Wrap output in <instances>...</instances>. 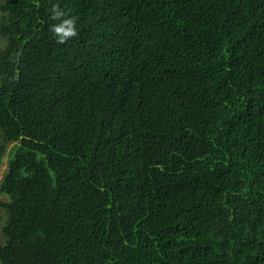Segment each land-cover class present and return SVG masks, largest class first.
<instances>
[{
    "label": "trees",
    "instance_id": "16d2710c",
    "mask_svg": "<svg viewBox=\"0 0 264 264\" xmlns=\"http://www.w3.org/2000/svg\"><path fill=\"white\" fill-rule=\"evenodd\" d=\"M11 145L0 264H264V0H0Z\"/></svg>",
    "mask_w": 264,
    "mask_h": 264
},
{
    "label": "rangeland",
    "instance_id": "374dc122",
    "mask_svg": "<svg viewBox=\"0 0 264 264\" xmlns=\"http://www.w3.org/2000/svg\"><path fill=\"white\" fill-rule=\"evenodd\" d=\"M13 145H11L8 149V153L6 154V156L4 157L2 163L0 164V185L4 179V176H5V173L7 171V164H8V160H9V152L11 151ZM8 199L4 196H2L0 194V201L1 202H6ZM7 220V214H6V211L5 209H3L2 207H0V247L2 245L5 244L6 240L3 236V228L5 226V222Z\"/></svg>",
    "mask_w": 264,
    "mask_h": 264
},
{
    "label": "clouds",
    "instance_id": "9594fccd",
    "mask_svg": "<svg viewBox=\"0 0 264 264\" xmlns=\"http://www.w3.org/2000/svg\"><path fill=\"white\" fill-rule=\"evenodd\" d=\"M75 33L74 32H70V33H68V36H71V35H74ZM61 42H63V41H61Z\"/></svg>",
    "mask_w": 264,
    "mask_h": 264
}]
</instances>
